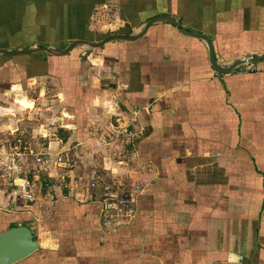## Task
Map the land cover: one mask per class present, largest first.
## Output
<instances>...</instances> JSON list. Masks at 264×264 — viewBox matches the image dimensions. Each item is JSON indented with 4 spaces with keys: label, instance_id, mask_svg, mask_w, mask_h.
<instances>
[{
    "label": "crops",
    "instance_id": "crops-1",
    "mask_svg": "<svg viewBox=\"0 0 264 264\" xmlns=\"http://www.w3.org/2000/svg\"><path fill=\"white\" fill-rule=\"evenodd\" d=\"M162 15L206 34L221 62L264 56V0H0V49L96 42ZM17 140L22 162L7 159ZM2 161L20 169L1 171L0 233L25 225L40 245L17 264H264V63L219 75L172 24L93 51L0 55ZM107 187L136 215L104 229Z\"/></svg>",
    "mask_w": 264,
    "mask_h": 264
},
{
    "label": "water",
    "instance_id": "water-1",
    "mask_svg": "<svg viewBox=\"0 0 264 264\" xmlns=\"http://www.w3.org/2000/svg\"><path fill=\"white\" fill-rule=\"evenodd\" d=\"M163 23L172 24L183 34L202 40L208 48L209 63L219 75H230L236 68L246 64L258 65L264 63V56L256 55L245 56L230 62L219 61L216 58L213 43L206 34L183 28L182 22L178 18L170 15L154 17L140 26L137 31L129 35L112 34L96 42L76 40L60 49L45 44H36L26 49H0V55L31 54L38 52H44L51 55H65L78 47L93 51L110 42H134L143 37L150 27ZM35 237V231L25 225L13 226L2 231L0 233V264H17L36 253L39 250L40 245Z\"/></svg>",
    "mask_w": 264,
    "mask_h": 264
},
{
    "label": "built area",
    "instance_id": "built-area-1",
    "mask_svg": "<svg viewBox=\"0 0 264 264\" xmlns=\"http://www.w3.org/2000/svg\"><path fill=\"white\" fill-rule=\"evenodd\" d=\"M30 155H33L31 148L24 146L21 140L9 143V151L7 152V159H17L20 162L25 161ZM38 163H42L43 159L41 157H36ZM64 158L60 156L58 158V163H64ZM2 170L3 168L7 170H18L20 166L17 164H10V162H1ZM1 168H0V178H1ZM92 188L97 187L96 182H92ZM38 184L36 181H30L26 179L19 189V195L26 198L28 201H32L35 198V190ZM145 187L144 182H139L135 186V193L138 194L142 192ZM103 219L102 227L104 229L111 228L116 223L122 219H132L136 215V208L134 206V199L130 193H119L115 191L112 187L105 188L104 198H103Z\"/></svg>",
    "mask_w": 264,
    "mask_h": 264
},
{
    "label": "rangeland",
    "instance_id": "rangeland-1",
    "mask_svg": "<svg viewBox=\"0 0 264 264\" xmlns=\"http://www.w3.org/2000/svg\"><path fill=\"white\" fill-rule=\"evenodd\" d=\"M109 32V31H108ZM114 34V32H109V34ZM250 65V64H249ZM7 94H9V93H7ZM22 100L24 101V104H23V102H22ZM18 101L19 102H22V103H20L19 105L22 107L23 106V108H28V107H31V106H33V105H30L31 103H30V101H29V99L26 97V96H19L18 97ZM32 102V101H31ZM55 166V165H54ZM55 167H58V166H55ZM60 167V166H59ZM39 168V167H38ZM69 168V167H68ZM2 171H4V172H6V171H8V170H6V169H4V170H2ZM99 172V174L100 173H102L101 171H98ZM31 176V175H30ZM77 180H79V177H77L76 178ZM94 182H96V181H94ZM97 183V182H96ZM0 187H3V185H0ZM1 206V205H0Z\"/></svg>",
    "mask_w": 264,
    "mask_h": 264
},
{
    "label": "clouds",
    "instance_id": "clouds-1",
    "mask_svg": "<svg viewBox=\"0 0 264 264\" xmlns=\"http://www.w3.org/2000/svg\"><path fill=\"white\" fill-rule=\"evenodd\" d=\"M235 259H237L236 257H230V260H235Z\"/></svg>",
    "mask_w": 264,
    "mask_h": 264
},
{
    "label": "trees",
    "instance_id": "trees-1",
    "mask_svg": "<svg viewBox=\"0 0 264 264\" xmlns=\"http://www.w3.org/2000/svg\"><path fill=\"white\" fill-rule=\"evenodd\" d=\"M12 226H15V224L13 223ZM12 226H11V227H12ZM34 255H35V254H34ZM32 256H33V255H32Z\"/></svg>",
    "mask_w": 264,
    "mask_h": 264
}]
</instances>
